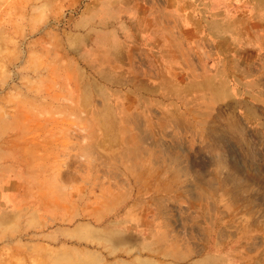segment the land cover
Returning <instances> with one entry per match:
<instances>
[{
	"label": "rangeland",
	"instance_id": "1",
	"mask_svg": "<svg viewBox=\"0 0 264 264\" xmlns=\"http://www.w3.org/2000/svg\"><path fill=\"white\" fill-rule=\"evenodd\" d=\"M0 264H264V0H0Z\"/></svg>",
	"mask_w": 264,
	"mask_h": 264
}]
</instances>
